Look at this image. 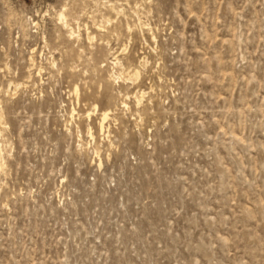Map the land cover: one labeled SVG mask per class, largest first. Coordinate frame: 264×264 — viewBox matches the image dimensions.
I'll use <instances>...</instances> for the list:
<instances>
[{"label":"rangeland","instance_id":"obj_1","mask_svg":"<svg viewBox=\"0 0 264 264\" xmlns=\"http://www.w3.org/2000/svg\"><path fill=\"white\" fill-rule=\"evenodd\" d=\"M0 113V264H264V0H0Z\"/></svg>","mask_w":264,"mask_h":264},{"label":"bare ground","instance_id":"obj_2","mask_svg":"<svg viewBox=\"0 0 264 264\" xmlns=\"http://www.w3.org/2000/svg\"><path fill=\"white\" fill-rule=\"evenodd\" d=\"M61 15H63V14H61ZM73 31V30H72ZM143 94V93H142ZM140 101V99L138 100V102ZM104 109V108H103ZM102 114H101V117H100V119H99V127L101 128V129H103L104 128V123H105V121H106V119L110 116V108L109 107H107V108H105L104 110H103V112H101ZM1 114V113H0ZM3 125V124H2ZM90 134L91 135H93L92 134V132H90ZM2 162V161H1ZM1 168H2V166H1Z\"/></svg>","mask_w":264,"mask_h":264}]
</instances>
